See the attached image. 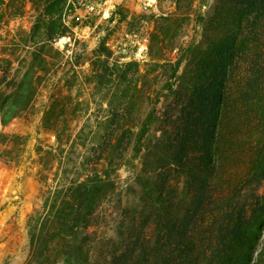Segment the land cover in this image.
Instances as JSON below:
<instances>
[{
    "label": "trees",
    "instance_id": "16d2710c",
    "mask_svg": "<svg viewBox=\"0 0 264 264\" xmlns=\"http://www.w3.org/2000/svg\"><path fill=\"white\" fill-rule=\"evenodd\" d=\"M68 1L39 0L28 60L0 56L3 128L33 108L43 74L65 75V49L56 42L70 37ZM16 3L0 0V26L22 15ZM200 26L201 40L182 48L157 89L137 62L110 64L99 43L88 81L107 106L103 134L88 139L83 128L74 138L68 80L69 93H51L41 126L60 148L59 178L45 213L29 220L27 264H96L99 211L113 200L123 243L109 239L108 264H264V0H214ZM170 31L153 34L159 47L150 48L151 62L164 57ZM248 127L260 132L245 135ZM10 138L0 131V156ZM80 147L69 175L70 152ZM130 152L141 164L138 198L124 206L113 175ZM237 154L245 167L230 162Z\"/></svg>",
    "mask_w": 264,
    "mask_h": 264
},
{
    "label": "rangeland",
    "instance_id": "374dc122",
    "mask_svg": "<svg viewBox=\"0 0 264 264\" xmlns=\"http://www.w3.org/2000/svg\"><path fill=\"white\" fill-rule=\"evenodd\" d=\"M148 1L152 6H147ZM39 0H17L23 5L22 15L0 26V56L12 58L15 62L29 58L28 52L34 49L30 41V31L34 25ZM214 0H90L81 3L69 0L66 21L70 26V37L61 38L58 46L65 48L63 71L52 68L43 74L38 96L33 108L13 120L6 127L0 124V131L13 137L2 143L4 152L0 156V264H27L31 256L29 220L37 212L46 211V196L49 187L56 186L55 173L60 162V148L55 135L41 126L43 111L55 89L63 94L69 93L63 86L65 79L71 86L75 98L74 109L78 118L69 123L67 129L74 138L84 128V135L91 139L94 132L103 134L104 119L107 116L106 104L102 95L92 88L88 78L91 73V58L103 40L110 55V64H128L137 62L142 74H150L154 89L164 83L170 65L176 64L192 42L201 40L200 19L210 11ZM81 3V4H79ZM168 32L169 40L164 44V57L151 62L148 52L157 42L153 34L161 36ZM165 32V33H166ZM68 49V50H66ZM25 58V59H24ZM160 64L161 66H156ZM185 62L182 63V66ZM55 69V70H53ZM149 102L143 106L149 107ZM253 117V114L251 113ZM77 119L80 121L77 122ZM78 124V125H77ZM245 127V126H244ZM243 127V128H244ZM251 128L245 135H255ZM97 136H99L97 134ZM2 140V139H0ZM2 142V141H1ZM68 151V145H63ZM240 149L236 150L237 153ZM82 147L70 152L67 165L68 174L74 172L75 163L82 158ZM232 164L245 167L244 157ZM244 156V155H243ZM242 157V158H241ZM141 164L138 159L127 155L121 169L113 175L117 195L127 206L138 198L135 176ZM120 207L116 200L109 202L99 211L100 226L95 228L97 238L93 242V261L96 264H108V251L111 239L123 243L120 239ZM110 239V240H109ZM109 242V243H108ZM107 254V261L104 260ZM107 262V263H106Z\"/></svg>",
    "mask_w": 264,
    "mask_h": 264
},
{
    "label": "built area",
    "instance_id": "2783aa9c",
    "mask_svg": "<svg viewBox=\"0 0 264 264\" xmlns=\"http://www.w3.org/2000/svg\"><path fill=\"white\" fill-rule=\"evenodd\" d=\"M81 1V3H86V1H90V0H79ZM150 1H153V3L155 2V0H150ZM79 3V4H81ZM153 4L151 2L148 1V5L147 6H152ZM63 38V37H60L58 38L57 42H56V46L59 47L61 50H64L65 48H61L60 46H58V41H60V39ZM66 38V37H64Z\"/></svg>",
    "mask_w": 264,
    "mask_h": 264
}]
</instances>
